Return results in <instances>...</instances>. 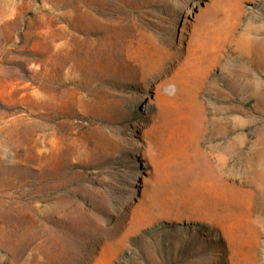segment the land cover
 Returning <instances> with one entry per match:
<instances>
[{
    "label": "rangeland",
    "instance_id": "obj_1",
    "mask_svg": "<svg viewBox=\"0 0 264 264\" xmlns=\"http://www.w3.org/2000/svg\"><path fill=\"white\" fill-rule=\"evenodd\" d=\"M0 264H264V0H0Z\"/></svg>",
    "mask_w": 264,
    "mask_h": 264
},
{
    "label": "bare ground",
    "instance_id": "obj_2",
    "mask_svg": "<svg viewBox=\"0 0 264 264\" xmlns=\"http://www.w3.org/2000/svg\"><path fill=\"white\" fill-rule=\"evenodd\" d=\"M190 70V69H189ZM192 71V70H191ZM192 72H194V71H192ZM187 73V72H186ZM191 73V72H190Z\"/></svg>",
    "mask_w": 264,
    "mask_h": 264
}]
</instances>
